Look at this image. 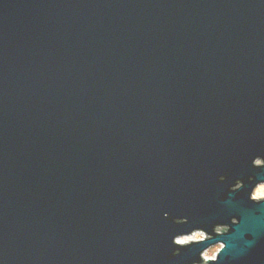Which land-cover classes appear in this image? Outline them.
I'll use <instances>...</instances> for the list:
<instances>
[{
  "label": "water",
  "instance_id": "1",
  "mask_svg": "<svg viewBox=\"0 0 264 264\" xmlns=\"http://www.w3.org/2000/svg\"><path fill=\"white\" fill-rule=\"evenodd\" d=\"M259 160L264 0H0V264H264Z\"/></svg>",
  "mask_w": 264,
  "mask_h": 264
},
{
  "label": "rangeland",
  "instance_id": "2",
  "mask_svg": "<svg viewBox=\"0 0 264 264\" xmlns=\"http://www.w3.org/2000/svg\"><path fill=\"white\" fill-rule=\"evenodd\" d=\"M253 198L256 199V200L264 199V188L257 189L254 192ZM191 237H200V238H198V239H189ZM191 237L185 238V240H187V242H191V241L197 242V241H202L205 238L204 234H201V233L195 234L194 236H191ZM220 249H221L220 246H217L215 248H211L210 250H208L203 255V258L204 259H208V260H214Z\"/></svg>",
  "mask_w": 264,
  "mask_h": 264
},
{
  "label": "clouds",
  "instance_id": "3",
  "mask_svg": "<svg viewBox=\"0 0 264 264\" xmlns=\"http://www.w3.org/2000/svg\"><path fill=\"white\" fill-rule=\"evenodd\" d=\"M198 238H200V237H191L189 239H198ZM186 242H187V240H185V239H177L176 240V243H178V244H185Z\"/></svg>",
  "mask_w": 264,
  "mask_h": 264
},
{
  "label": "flooded vegetation",
  "instance_id": "4",
  "mask_svg": "<svg viewBox=\"0 0 264 264\" xmlns=\"http://www.w3.org/2000/svg\"><path fill=\"white\" fill-rule=\"evenodd\" d=\"M257 165H258V166H263L264 163H263V161L259 160V161L257 162ZM260 188H264V183H263V184H260V185L258 186L257 189H260ZM257 189H256V190H257ZM260 200H262V199H260Z\"/></svg>",
  "mask_w": 264,
  "mask_h": 264
},
{
  "label": "snow or ice",
  "instance_id": "5",
  "mask_svg": "<svg viewBox=\"0 0 264 264\" xmlns=\"http://www.w3.org/2000/svg\"><path fill=\"white\" fill-rule=\"evenodd\" d=\"M177 255L179 254V253H176Z\"/></svg>",
  "mask_w": 264,
  "mask_h": 264
}]
</instances>
